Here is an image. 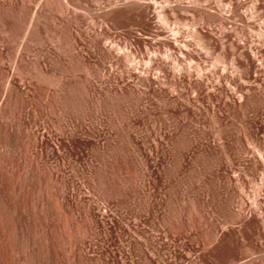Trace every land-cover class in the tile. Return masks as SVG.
<instances>
[{"label": "rangeland", "instance_id": "1", "mask_svg": "<svg viewBox=\"0 0 264 264\" xmlns=\"http://www.w3.org/2000/svg\"><path fill=\"white\" fill-rule=\"evenodd\" d=\"M82 1L0 0V264H260L264 0Z\"/></svg>", "mask_w": 264, "mask_h": 264}, {"label": "bare ground", "instance_id": "2", "mask_svg": "<svg viewBox=\"0 0 264 264\" xmlns=\"http://www.w3.org/2000/svg\"><path fill=\"white\" fill-rule=\"evenodd\" d=\"M58 8L57 12L59 13V15L61 17L64 18H70V16L72 15H76L77 13H79L80 11H89V7L86 6L84 4V2L82 0H57V6ZM99 17H101V15H99V13L97 14ZM71 16V17H72ZM37 17V13H35L32 17V20L26 21V25L25 28L23 30V36L25 38H28L29 36H31L33 34L34 37H31L32 39L35 38L37 40H40V37H38L37 33L34 32V27L37 26L38 28H40L41 30H45L46 28V23L39 19L37 21L36 20ZM17 28V27H16ZM23 28V27H22ZM20 29V28H19ZM19 34V33H18ZM20 38V37H19ZM46 39V38H45ZM47 41V40H46ZM18 43V42H17ZM20 45V44H19ZM24 71L20 72L21 75H23ZM77 78V84L74 85V89L75 90H79L82 89L83 91H87L91 88V80L89 75H87L86 73H82L80 72L79 75H72V74H68L66 76V80L68 79H74ZM70 91V90H69ZM17 94H19V89L16 87H13L10 85V79H9V75L6 74H2V71L0 69V95L2 98V102L3 104H5V110L8 111L10 108L12 109L13 103H14V98L17 96ZM0 98V99H1ZM60 104H65V103H72L73 102V95L71 93L68 94L67 98L65 100H58L56 101ZM15 111H17L15 109ZM9 112V111H8ZM7 112V113H8ZM3 113V112H2ZM1 116V115H0ZM1 118V117H0ZM58 128L60 129L61 133L64 134V130L65 127L61 124H58ZM2 130L4 133H8V129L7 127L4 125L3 122H1V127H0V136L2 133ZM6 136V135H5ZM38 136V135H37ZM35 135V133H30L29 134V138H30V145L32 146V150L33 149H37L39 147H43L44 148V153L49 151V147L47 145V143H45L43 141V139H39ZM3 137V134L2 136ZM3 141V140H2ZM1 143V142H0ZM23 151V149H22ZM35 151V150H34ZM34 153V152H33ZM38 155L42 154L38 151ZM43 153V154H44ZM3 155L1 150H0V156ZM30 159V158H29ZM33 161V160H32ZM35 163V162H34ZM38 169V168H36ZM1 164H0V174H2L1 172ZM37 174V173H36ZM1 176V175H0ZM16 189V190H15ZM15 193H17V183H15ZM16 195V194H15ZM60 198V197H59ZM55 202V201H54ZM59 202V201H58ZM15 209H14V213L12 214V218L16 221V222H20L22 219V214H21V200L20 197L17 195L16 199H15ZM60 206V205H59ZM62 214V213H61ZM60 214V215H61ZM63 216V215H62ZM262 217V216H261ZM264 218V216H263ZM263 224H264V220H263ZM67 226V225H66ZM66 226H64V228H66ZM17 227V226H16ZM89 229V228H88ZM6 225H5V219L2 216V214L0 213V234L2 235V239L6 237ZM67 230V229H66ZM68 231V230H67ZM81 233V232H80ZM90 230H87L86 234L85 232L83 233L84 236H80L82 237L81 241H80V245L76 246V248H79V251L81 252V244L83 243V240L86 238V236H88L90 234ZM67 235V234H66ZM68 236V235H67ZM72 236V235H71ZM95 236V235H94ZM7 238V237H6ZM72 238V237H71ZM70 238V239H71ZM77 241V240H76ZM72 242V240H71ZM73 243V242H72ZM71 243V244H72ZM263 243V242H262ZM76 245V244H75ZM83 248V247H82ZM246 250L242 251V255L244 256V258H246L249 255V251L247 250V248H245ZM262 250V249H261ZM85 251V250H84ZM261 252V251H260ZM251 253V252H250ZM262 253V252H261ZM264 253V252H263ZM81 254V253H80ZM263 255V254H262ZM80 257V256H78ZM86 257V256H85ZM84 257V258H85ZM249 259V258H248ZM148 260V259H147ZM260 261V260H259ZM264 256L261 257V263L260 264H264ZM246 264V263H245Z\"/></svg>", "mask_w": 264, "mask_h": 264}]
</instances>
